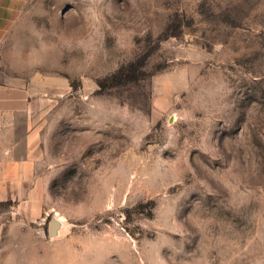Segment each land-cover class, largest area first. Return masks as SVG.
Returning a JSON list of instances; mask_svg holds the SVG:
<instances>
[{
    "label": "rangeland",
    "instance_id": "1",
    "mask_svg": "<svg viewBox=\"0 0 264 264\" xmlns=\"http://www.w3.org/2000/svg\"><path fill=\"white\" fill-rule=\"evenodd\" d=\"M45 1L38 217L0 264H264V0Z\"/></svg>",
    "mask_w": 264,
    "mask_h": 264
},
{
    "label": "crops",
    "instance_id": "2",
    "mask_svg": "<svg viewBox=\"0 0 264 264\" xmlns=\"http://www.w3.org/2000/svg\"><path fill=\"white\" fill-rule=\"evenodd\" d=\"M58 26L61 17H57ZM53 7L45 0H0V235L6 215L38 217L44 123L54 111ZM59 81V80H58ZM8 210V211H7Z\"/></svg>",
    "mask_w": 264,
    "mask_h": 264
}]
</instances>
